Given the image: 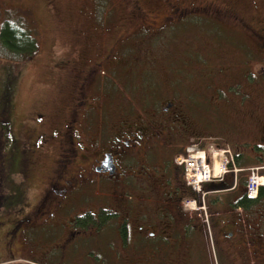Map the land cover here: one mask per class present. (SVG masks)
<instances>
[{
    "label": "rangeland",
    "instance_id": "1",
    "mask_svg": "<svg viewBox=\"0 0 264 264\" xmlns=\"http://www.w3.org/2000/svg\"><path fill=\"white\" fill-rule=\"evenodd\" d=\"M172 5L177 13L188 9L200 14L179 16L166 25ZM152 16L154 25L146 20ZM241 21L264 28V0H0V173L5 161L13 159L20 137L25 143L29 132L34 137L37 129L53 132L62 127L80 85L75 75L86 72L111 50L119 61L116 74L103 73L101 90L90 91L92 96L99 94L96 107L109 113V123L116 120V106L131 124L156 121L172 103L189 120L195 136L176 151L199 144L208 153L211 169L215 166L218 172L220 166L210 150L218 152L229 145L235 154L244 153L243 166L237 165L243 170L238 173L240 179L246 178L251 167L264 172V54H259ZM6 23L30 32L36 43L30 59L6 44L2 37ZM38 118L44 119L42 126L33 122ZM256 145L262 148L257 150ZM56 150L54 140L34 155L31 171L25 168L15 177L14 185L30 202L39 198ZM176 151L167 158L160 151L153 162L166 167L172 181L181 185L184 174L168 163ZM174 158L177 161L178 156ZM215 189L206 195L201 192L198 200H184L186 212L198 213L201 220L199 229L180 239L194 249L185 256L186 264L246 262L240 254L226 253L227 258L218 249L219 242L220 247L224 244L214 233L208 210L210 202L223 194L214 193ZM142 192L146 191L136 189V202L145 197ZM152 197L159 199L156 192ZM14 198L11 204L17 201ZM257 214H248L249 230L264 221ZM0 215L4 221V213ZM1 240L0 223L3 252ZM137 243L145 246L148 241L143 238ZM7 261L1 254L0 264H33ZM51 261L47 257L44 263Z\"/></svg>",
    "mask_w": 264,
    "mask_h": 264
},
{
    "label": "flooded vegetation",
    "instance_id": "2",
    "mask_svg": "<svg viewBox=\"0 0 264 264\" xmlns=\"http://www.w3.org/2000/svg\"><path fill=\"white\" fill-rule=\"evenodd\" d=\"M177 11L172 5L165 17L166 25L179 16L200 14L188 9ZM152 17L146 20L154 25L157 22ZM240 26L248 31L263 55L264 28H254L243 21ZM116 60L111 50L99 56L86 72L75 75L80 85L60 129H37L34 137L29 132L25 143L20 137L18 147L25 156L22 164L29 171L39 150L54 140L58 141V150L39 198L34 202L26 198L16 201L11 210L0 212L5 217L0 221V252L9 259L7 262L19 259L45 264L49 257L51 264H186L185 256L192 254L194 249L185 247L182 241L200 228V215L188 214L183 205L192 190L186 183L173 182L167 168L153 162L160 151L167 158L195 137L189 120L168 103L156 121L142 119L131 124L116 106V120L110 119V124L109 113L96 107L99 94L92 96L90 91L101 90L103 73L116 74ZM112 85L116 87L113 82ZM33 122L42 126L44 119ZM136 189L146 191L137 202ZM155 192L157 200L152 197ZM263 211L261 204L245 214L242 209L210 214L214 233L224 244L220 247L219 242L218 246L223 255L237 253L246 260L243 264H264V221L253 230L247 226L248 214L258 213L264 218ZM143 238L148 243L138 246L137 240ZM226 263L237 264H223Z\"/></svg>",
    "mask_w": 264,
    "mask_h": 264
},
{
    "label": "trees",
    "instance_id": "3",
    "mask_svg": "<svg viewBox=\"0 0 264 264\" xmlns=\"http://www.w3.org/2000/svg\"><path fill=\"white\" fill-rule=\"evenodd\" d=\"M10 23H6L2 29V37L5 40L6 44L14 51L24 52L23 56H27L29 59L32 53L35 51L36 43L34 38L31 36L30 32L20 27L19 29H15L10 27ZM27 58V59H28ZM24 59V58H21ZM26 59V58H25ZM261 145L257 146V150H260L262 147ZM15 151V153H14ZM11 153L13 159L10 160L9 158L5 161L4 167H1L0 173V212L2 209H5L6 212L13 208V203H10V200L14 197H17V201L25 199V192L20 190L18 186L14 185L15 177L19 178L20 174H23L25 170L24 164L22 161L24 160V154H22L21 148L17 147ZM179 152V153H183ZM178 153V152H177ZM176 153L172 154L170 160H168L169 165L176 167L177 169L183 171L182 168H178V166L173 161V156ZM180 155V154H177ZM177 157V156H175ZM235 160L238 166H243L241 160L237 154L235 155ZM4 170V172L2 171ZM183 174V172H181ZM26 175V174H25ZM24 175V177H25ZM246 178L240 179L238 177V185L235 188V193L230 192L228 194H218L209 204V212L210 214L220 213V212H233L237 211L238 209H242L244 214L250 212L252 209L257 207L258 205L264 204V187L260 189L259 195L257 199H249L246 196L245 192V185H246ZM233 178L231 175L227 177L226 182L223 183H216V184H206L204 185V191H211L213 189H221L224 187H231L233 182ZM23 195L21 196V193ZM192 196L198 200V194L192 191ZM241 215V214H239Z\"/></svg>",
    "mask_w": 264,
    "mask_h": 264
},
{
    "label": "built area",
    "instance_id": "4",
    "mask_svg": "<svg viewBox=\"0 0 264 264\" xmlns=\"http://www.w3.org/2000/svg\"><path fill=\"white\" fill-rule=\"evenodd\" d=\"M209 150V149H208ZM214 159L218 161L220 170L215 172V166L211 169L208 163V153L204 149L200 148H188L185 155H181L186 160L190 161V167L185 172L187 184L194 190L199 191L202 184L206 182H222L225 175L229 172H237L234 167V156L230 148H223L218 152H214ZM174 163L175 158H173ZM230 165H233V169H230ZM249 177L246 184V192L249 198H256L258 196L260 188L264 185V176L261 174V168L254 167L249 169Z\"/></svg>",
    "mask_w": 264,
    "mask_h": 264
},
{
    "label": "bare ground",
    "instance_id": "5",
    "mask_svg": "<svg viewBox=\"0 0 264 264\" xmlns=\"http://www.w3.org/2000/svg\"><path fill=\"white\" fill-rule=\"evenodd\" d=\"M177 154H180V156L181 155H185V152H183V153H176V155ZM173 157H175V156H173ZM177 162H178V164H180L179 166H178V168H182L183 170H184V168H185V171H184V173L186 172V170L190 167V161L187 159L186 160V157L184 158L183 156H181V157H179L178 159H177ZM183 173V174H184Z\"/></svg>",
    "mask_w": 264,
    "mask_h": 264
},
{
    "label": "crops",
    "instance_id": "6",
    "mask_svg": "<svg viewBox=\"0 0 264 264\" xmlns=\"http://www.w3.org/2000/svg\"><path fill=\"white\" fill-rule=\"evenodd\" d=\"M243 154H244V153H242V152H240V153L237 154V156L239 157V160H241V159L244 158Z\"/></svg>",
    "mask_w": 264,
    "mask_h": 264
}]
</instances>
